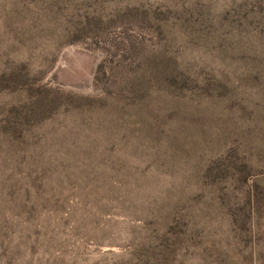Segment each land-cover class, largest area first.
I'll return each mask as SVG.
<instances>
[{
  "label": "rangeland",
  "instance_id": "374dc122",
  "mask_svg": "<svg viewBox=\"0 0 264 264\" xmlns=\"http://www.w3.org/2000/svg\"><path fill=\"white\" fill-rule=\"evenodd\" d=\"M0 264H264V0H0Z\"/></svg>",
  "mask_w": 264,
  "mask_h": 264
}]
</instances>
